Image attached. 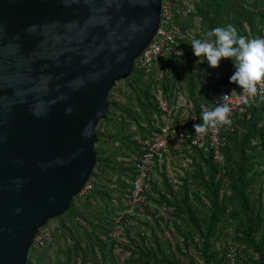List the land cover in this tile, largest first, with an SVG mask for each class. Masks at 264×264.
Returning <instances> with one entry per match:
<instances>
[{
  "label": "trees",
  "instance_id": "trees-1",
  "mask_svg": "<svg viewBox=\"0 0 264 264\" xmlns=\"http://www.w3.org/2000/svg\"><path fill=\"white\" fill-rule=\"evenodd\" d=\"M203 34L232 24L238 35L264 37V0H192ZM191 17L185 24H191ZM179 16L178 24H182ZM203 34L198 36H203ZM190 36L179 39L183 57L165 53L144 63L111 88L108 112L96 132L97 163L91 189L72 200L64 215L50 220L45 244L30 251L28 264H225L230 242L241 248L240 264H264V100L236 119L224 149L223 171L211 150L190 146L171 161L156 163L148 183L150 203L175 210L173 221L152 213L126 214L136 159L145 148L160 102L186 92L198 102L217 81L207 63L195 67ZM170 168H180L170 169ZM170 170L173 175H170ZM118 231V234H115ZM120 232V234H119Z\"/></svg>",
  "mask_w": 264,
  "mask_h": 264
},
{
  "label": "water",
  "instance_id": "water-1",
  "mask_svg": "<svg viewBox=\"0 0 264 264\" xmlns=\"http://www.w3.org/2000/svg\"><path fill=\"white\" fill-rule=\"evenodd\" d=\"M163 3L0 0V264H28L89 182L110 90L153 40Z\"/></svg>",
  "mask_w": 264,
  "mask_h": 264
},
{
  "label": "built area",
  "instance_id": "built-area-1",
  "mask_svg": "<svg viewBox=\"0 0 264 264\" xmlns=\"http://www.w3.org/2000/svg\"><path fill=\"white\" fill-rule=\"evenodd\" d=\"M192 0H164L163 15L160 27L150 42L148 48L139 57L144 63L157 60L165 53H176L179 39L190 36L192 39H199L203 34L201 21L198 16H193ZM179 16L182 17V24H178ZM191 17V24H185V19ZM264 33V29L262 30ZM200 58L197 57L196 62ZM202 63H195L197 68L206 63L201 58ZM233 73V64L230 59H222L219 66L212 68L208 66L207 74L217 81L222 80L215 88L207 91L208 100H204L198 95V102L191 98L186 92L174 93L160 102L163 112L162 118L155 122L151 129L149 138L145 141V148L137 157L135 163V177L132 182V189L127 196V208H118L115 211V223L122 221L127 214L136 213L144 217L145 207L164 219L173 221L175 210L166 204L150 203L149 195H155L151 190L148 178L156 163L171 161L181 150L189 149L190 146L203 147L211 150L214 161L218 162L224 170L226 157L224 149L228 144V136L235 132L236 119L248 111V105L255 103L259 95L250 98L248 104L240 101V86L230 83L229 77ZM235 89V91H232ZM229 95L230 124L217 123L214 127L208 128L204 134L196 135L194 124L202 123L201 114L203 111L214 107V102L221 94ZM195 118V119H193ZM170 170V175H173ZM91 189L88 182L80 195L86 194ZM42 230V229H41ZM35 237L33 248L41 247L45 244L48 233L41 231ZM241 248L234 242H230L226 250L225 264H240Z\"/></svg>",
  "mask_w": 264,
  "mask_h": 264
},
{
  "label": "clouds",
  "instance_id": "clouds-1",
  "mask_svg": "<svg viewBox=\"0 0 264 264\" xmlns=\"http://www.w3.org/2000/svg\"><path fill=\"white\" fill-rule=\"evenodd\" d=\"M190 45L193 55L200 58L196 62L198 64L202 63L201 58L212 68L218 67L222 59L232 61L233 73L229 81L240 86L239 99L242 103L248 104L250 98L256 95L264 100V37L238 35L235 26L227 24L213 27L199 39L193 38ZM175 54L178 57L184 55L182 49L176 50ZM229 95L221 94L215 100L214 107L202 112V123L193 125L196 135L204 134L217 123H231ZM66 111L70 113L71 109Z\"/></svg>",
  "mask_w": 264,
  "mask_h": 264
},
{
  "label": "rangeland",
  "instance_id": "rangeland-1",
  "mask_svg": "<svg viewBox=\"0 0 264 264\" xmlns=\"http://www.w3.org/2000/svg\"><path fill=\"white\" fill-rule=\"evenodd\" d=\"M42 229H46V226H45V227H43ZM116 233L118 234V231H115V234H116ZM119 234H120V232H119Z\"/></svg>",
  "mask_w": 264,
  "mask_h": 264
},
{
  "label": "crops",
  "instance_id": "crops-1",
  "mask_svg": "<svg viewBox=\"0 0 264 264\" xmlns=\"http://www.w3.org/2000/svg\"><path fill=\"white\" fill-rule=\"evenodd\" d=\"M170 169H178V170H180V168H170Z\"/></svg>",
  "mask_w": 264,
  "mask_h": 264
}]
</instances>
